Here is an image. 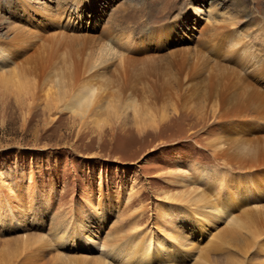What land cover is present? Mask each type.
<instances>
[{
    "label": "rangeland",
    "instance_id": "rangeland-1",
    "mask_svg": "<svg viewBox=\"0 0 264 264\" xmlns=\"http://www.w3.org/2000/svg\"><path fill=\"white\" fill-rule=\"evenodd\" d=\"M11 1L8 6L7 0H0L1 47L16 50H0V60L5 61L0 79L11 81L5 87L0 84V264H132L131 250L116 253L128 248L123 245L128 238L132 244L141 238L146 247L135 258L141 264H237L235 255L240 258L247 250L242 264L254 261V244L264 243V181L258 182L262 190L251 185L252 198L241 193L238 205L231 203L237 198L232 190L221 191L224 199L234 197L228 199L225 214L210 215L207 206L216 204L210 198L201 214L192 215L190 224L197 228L185 229L178 247L182 255L165 259L163 251L174 250V241L167 244L166 236L174 218L183 230V209L189 207L185 203L191 201L188 209H193L201 194L210 197L203 184H212L208 188L217 193L218 179L233 182L264 169L263 162L255 171L242 169L240 164L248 161L235 151L237 140L244 138L241 126L249 118L255 125L245 146L264 150V106L259 114L240 112L233 119L242 121L240 126L229 130L225 111L213 100L218 91L223 104L251 96V89L238 82L242 77L264 96V70L259 73L263 80L252 79L253 69L235 50H226L232 31L247 41V50L264 59V16L257 5L260 1L263 9L264 1L242 0L251 24L229 26L228 31L221 28L227 27L237 0L216 7L202 5V0ZM169 26L185 37L176 38L167 53L166 44L161 45L165 54L135 58L175 52L174 70L155 63L154 68L165 70L152 71L139 64L129 67L124 80L109 68L94 73L100 53L107 59V54L121 50L115 42L119 35L135 41L153 29L169 32ZM108 28L113 39H101ZM203 28L207 31L200 34ZM91 63L96 68L90 69ZM181 70L192 78L184 76L179 90L172 76ZM91 92L96 101L78 111L74 95ZM169 204L179 209L177 216L163 220L158 214ZM56 220L64 227L58 233L51 231ZM76 220L91 230L101 223L98 236L88 237L85 228L75 240L62 241L68 229H80ZM107 235L117 244L112 250L102 244ZM40 237L46 240L42 250Z\"/></svg>",
    "mask_w": 264,
    "mask_h": 264
},
{
    "label": "bare ground",
    "instance_id": "bare-ground-1",
    "mask_svg": "<svg viewBox=\"0 0 264 264\" xmlns=\"http://www.w3.org/2000/svg\"><path fill=\"white\" fill-rule=\"evenodd\" d=\"M224 0H202V2H200L202 5H206L208 4L209 7L211 6H219L220 4L223 3ZM264 1V0H263ZM8 2V6H12V1L11 0H7ZM259 3H257L258 5V9L259 11H261V14L263 13V16H264V7L262 9V6L263 4L260 3V1H258ZM242 0H237V2H233L232 5L234 6V9H232L231 13L228 15L230 17L229 21H226V25L227 27L224 25L222 26V31H228V27L229 26H232L235 27V26H239V27H246L248 26L249 24H251V19H249V16L248 14H246V11L245 9L240 5L242 4ZM231 5V4H228V6ZM75 7V6H74ZM233 8V7H231ZM76 9V8H75ZM257 9V8H256ZM232 15V16H230ZM263 20V24H264V18L262 19ZM253 21V20H252ZM178 22V21H176ZM171 28V26H169V29ZM183 28V27H182ZM176 29V28H175ZM231 29V28H230ZM229 29V30H230ZM260 29V28H259ZM188 30V29H187ZM186 30V32H187ZM206 29H202V31L200 32V34H202ZM219 30V29H218ZM167 31V29H166ZM165 29L164 31L162 32L161 30H158L157 29H153L151 31H149L148 34H146V36L144 38H140L138 40H135V41H132L128 35L126 34H121L115 39V42H116V45L117 47H120V51L117 50V53H110V54H107L108 55V58L105 59V57H103L101 55V51L102 49L99 48V53H100V57L99 58H96L94 59L95 62L96 61H99V64H98V67H94V65H92L91 63V67L90 69H93V68H96L94 70V73L97 74V72H103V71H106L108 68L111 69L112 71L114 70L115 72L117 71L119 77L124 80V79H127L126 77L129 75L127 74V72L129 71V67L131 68V66H138L139 64H141L140 66L145 65H149L151 66L152 68H150V70L152 71H155V70H165V67H159L158 69L157 68H154V64H164L166 67H171L173 70L175 69V65H176V58H172V56L175 54V52H170L168 53L167 55H164L160 58H156V57H148V59H144V60H136L138 55H142V54H148L149 56H159L161 54H165V53H162V51L164 50V48H161V45H164L166 44V50H164L166 53L169 52L171 49L170 47H173V41L176 39V38H181V37H185L183 33H176L174 28H171L169 32H166ZM207 31V30H206ZM205 31V32H206ZM230 32V36L228 37V39L226 40V50L229 51V49H232L235 50L237 52V54H239L241 56L242 59H244V62L245 63L244 65L247 67V68H252L253 71L249 74L251 76L252 79L254 78H257L258 80L262 79V75H260L259 73H262L263 72H260L261 70H264V59L263 58H259L258 53L256 52H251V50H247V41H243L242 38H239L237 37L234 32V34H232V31H229ZM173 35L172 37L169 38V36ZM188 34V32H187ZM117 35V34H116ZM101 39L102 38H109V37H112L110 39H113V36H112V31L110 30V28H108L106 31L102 32L101 35L99 36ZM201 37V36H200ZM219 38H221L222 36H218ZM211 38V37H210ZM209 38V40H210ZM217 38V37H216ZM219 38H217L216 40L214 41H219ZM208 39V38H207ZM214 38H212L211 40H213ZM20 40V39H19ZM171 40V42H169ZM205 41V40H204ZM212 41V44L213 42ZM19 42V41H18ZM26 42V41H25ZM134 42H136L137 44H134ZM3 42H0V50L2 51V54H6V52L8 53H11L13 51H16V50H13L11 49L10 47H8L6 50L5 48L1 47V44ZM100 44V43H98ZM202 44V43H201ZM205 44V45H204ZM203 47L206 46V43L204 42ZM14 45V44H13ZM16 45V44H15ZM129 45V46H128ZM211 45V44H210ZM214 45V44H213ZM132 46V47H131ZM215 46H216V43H215ZM213 46V47H215ZM6 47V46H4ZM98 47H101V46H98ZM213 47L211 46V50L213 49ZM218 47V46H217ZM216 48V47H215ZM167 49H170L169 51H167ZM203 49V48H202ZM218 49V48H217ZM216 49V50H217ZM208 50V49H207ZM204 51V50H203ZM201 50V52H203ZM248 51V52H247ZM210 52V51H209ZM194 54H199L198 51L195 53L194 51ZM166 56V58H165ZM197 56V55H196ZM249 56H251L253 59H250ZM198 59V58H197ZM245 59H248V60H245ZM93 61V63H95ZM197 63V62H196ZM257 64V67H260L259 69H257V67H255V65ZM5 66V61L2 59L0 60V69L2 70V68ZM195 67V66H194ZM138 68V67H137ZM142 72L146 71L148 72L149 69H147L146 67H140ZM139 68V69H140ZM108 69V71H109ZM144 69H147V70H144ZM194 69V68H193ZM111 71V73H112ZM191 71V70H190ZM195 71V69H194ZM107 72V71H106ZM229 72H232L230 70H228L227 73ZM104 73V72H103ZM102 73V74H103ZM129 73V72H128ZM131 73V72H130ZM156 73V72H155ZM190 74V76L188 78H190L192 76V74L190 72H188ZM225 74L223 76H221V79H218V80H223L225 77H227L228 74ZM127 75L125 78L124 76L122 75ZM189 74H184L183 71L181 70L180 72H178L176 75L173 73V79L175 81V84L174 86L180 90V84L183 82L181 81V79L184 78V76H187ZM230 74V73H229ZM101 75V74H100ZM183 75V77H182ZM157 76V75H156ZM254 76V77H253ZM158 77V76H157ZM171 77V78H172ZM15 78V76H14ZM187 78V77H186ZM192 78V77H191ZM191 78L189 79V81L191 80ZM194 78V77H193ZM17 80V79H16ZM185 80V79H183ZM248 80V79H247ZM250 80V79H249ZM263 80V79H262ZM171 81V80H170ZM188 82V80H186ZM193 81V79H192ZM245 78H241V79H238V82L240 84H244L247 88H250L251 90V96H249L248 98L244 99L241 95L238 96V100H240L238 102V104H236L234 101H228L226 104H223L222 100H221V95H220V92L218 91V95L213 99L214 101H216L215 103L218 102V104L216 105V107L218 108L219 111H225V114L223 116H225V118L223 120H226L225 123H228L230 122L231 124L228 125V129L229 130H233L235 128H237L236 126H240V123L242 121L238 120H233L235 118H237L240 114V112H244V111H255L256 114H259L261 113L264 108V96L262 94H259V91H253V85L251 84L250 82L246 81ZM57 82V81H56ZM9 83H11V81H8V80H2L0 79V84L3 85L4 87L6 85H8ZM170 83V82H169ZM254 84V83H253ZM17 86H19L18 82L16 83ZM63 86V85H62ZM169 86V85H168ZM22 87H20V90H21ZM161 88V87H160ZM177 89H174L175 91ZM162 91V90H161ZM164 91V90H163ZM168 91H171V88L170 90L168 89ZM155 92V91H154ZM64 93V92H63ZM172 93V92H170ZM175 93V92H174ZM61 94V93H60ZM76 99L75 102H80V103H77V107L76 109L79 111V110H82V107H87L90 103H94V101H96V96L93 97V94L92 92L91 93H87L86 95H74ZM73 96V97H74ZM73 103V102H72ZM236 104V105H234ZM75 105V106H76ZM261 111H259L260 109H262ZM117 110V109H115ZM239 111V112H238ZM82 112V111H80ZM238 112V114H236ZM240 117V116H239ZM245 119V118H244ZM250 120L246 123V124H242V128H244V130L241 132L244 134V138L242 139H239L237 140V146L239 147L238 150L236 149L235 151L238 153V156H241L244 160H247L248 163L247 164H240L239 167H241L242 169H245V170H248V171H255L253 170V168H257L259 165H257L258 163L260 162H263L264 163V150L260 151L259 150L256 152V151H252L250 150V146L249 148H246V144L247 143H244V139L247 138V133L252 131V129L254 128V118H249ZM220 120V119H219ZM233 121V122H232ZM240 122V123H238ZM230 127V128H229ZM228 129H224L223 132H227ZM240 129V128H239ZM249 129V130H248ZM248 130V131H246ZM252 142V140H251ZM250 145V144H249ZM253 146V145H252ZM231 148V147H230ZM256 148V147H255ZM258 148V147H257ZM235 149V147H234ZM256 150V149H255ZM259 173L257 174H254L252 175L251 172H248L245 174V176H242L241 178H237L235 179L233 182L232 181H229V180H226V179H218V188H219V192L216 193V191H214L212 188H208L210 185L212 184H203V186H205V189L208 190V194H210L209 196L210 197H207L204 193L201 194L196 200L198 202L199 205H197V202L194 203L195 206H193V209H188L191 205L190 203H192L191 201H187L185 203V205H187L186 207H188V204H189V207L188 208H185L183 209L184 211V214L182 216L183 220H181L184 228L183 230L181 231V227L177 226L178 224V221L176 218L172 219V221H170V225H171V230H170V233H168V235L166 236V240L169 242L167 244H172V241H174L175 243V246H173V253L175 255H172V252L170 251L171 248H167V251H166V247H165V250L163 252L166 253L165 255V259H167V257H170L172 256V258L176 257V255L178 256L179 252L178 251V247L181 246L182 242H183V239L182 237L185 235L186 233V227H191L192 229L195 230V227L197 228L196 225L192 226L190 224V220L192 218V215L194 214H199L200 213V210H204L206 208V204L209 203V200L210 198H213L216 202V204H209L207 206L208 208V212L210 213V215L215 212H220L222 211L223 214L225 213H228V207L230 206L228 203V199L230 201H232V199L234 198H222V195H221V191H223L224 189L227 190V194L228 193V190H232L236 195H237V198L240 199L239 201L237 200V198H234V202H231L233 205L236 204L238 205L239 203H241V193L242 194H245V197H249L252 198V190H251V185L253 184L256 185V188L257 190L261 189L262 188L260 187V184L258 183L260 181V183L262 181H264V169H262V167H260V170H258ZM208 175H202V180L201 182L205 183L206 180L208 179L207 177ZM210 177V176H209ZM212 177V176H211ZM213 179H215L213 177ZM216 180V179H215ZM214 183V182H213ZM216 183V182H215ZM263 187V186H262ZM264 190V188H263ZM207 194V193H206ZM261 194V193H259ZM262 195V194H261ZM181 197V196H180ZM179 196H172V198H174L173 200H184V198H180ZM203 197L206 199H204V201L202 202L200 199ZM171 198V199H172ZM243 198V197H242ZM131 199V197H130ZM206 200V202H205ZM212 200V199H211ZM129 201V200H128ZM246 201V200H245ZM244 201V202H245ZM243 202V201H242ZM248 203V202H247ZM243 204V203H242ZM167 209H165V212L161 211V214L158 216L163 219V220H167L169 217L171 216H177V213H178V210L176 207L172 206L171 204L167 205ZM246 205L242 206V207H245ZM230 208V207H229ZM242 209V208H241ZM232 210V209H231ZM160 211V210H159ZM214 211V212H213ZM227 211V212H226ZM182 212V211H181ZM244 213V209L240 210V216ZM201 214V213H200ZM246 215V214H245ZM172 218V217H171ZM179 219V218H178ZM194 219V217H193ZM192 219V220H193ZM161 221V220H160ZM76 222H78L77 224H81L80 226V229H75V230H70L68 229L69 231V234L68 236L67 235H64V240L62 241H66L67 239H70V240H75L76 238H74L75 234H78L79 235V232L78 231H83L87 226H84L82 225V222H80L79 220H76ZM196 224V223H195ZM61 225V221L60 220H56V223L51 226V231L55 232V233H58V232H61L63 229H61L60 226ZM101 223L100 224H97L96 225V228H99L101 229ZM200 228H202V230L205 228V225H201L199 226ZM96 228H93V230H91L90 228H86V232L89 236H95L97 237L98 236V230H96ZM95 230V231H94ZM199 231V229H198ZM135 237V236H133ZM140 238V236H139ZM141 239V238H140ZM140 239H137L136 243L135 244H132L133 241H130L131 238L128 240L129 241H125L126 243L123 244V245H128V248L126 249H123L122 252H120L118 249V251L116 252L117 254H120L122 253L123 255V252H129L130 250L132 251L131 253H128L129 256H131V258L133 259V263L132 264H141L142 261L141 260H136L135 258L139 256V254L142 252L143 248L145 250L146 247L143 246L142 243H140ZM39 240V250H42L43 249V246H44V242H46V240H44V237H40ZM114 240L112 239V237H109L108 235L105 236L103 238V246L107 247V248H110V250L113 249V245L115 247V245L117 244H112L111 241ZM127 240V239H126ZM123 241V240H122ZM115 243V242H114ZM117 243V242H116ZM124 243V241H123ZM82 244H85L84 242ZM107 244V245H106ZM142 244V245H141ZM131 246V248H130ZM250 247V246H249ZM249 247H246L247 249ZM148 248V247H147ZM253 249L257 250V256L256 258L254 259V261L252 260L250 264H264V243H261V244H254L253 246ZM122 250V249H121ZM143 250V251H144ZM147 250V249H146ZM248 251V250H247ZM247 251L243 252L242 253V256L240 258H238V255H235V257L238 259V263L237 264H242L245 260H246V255H247ZM171 252V253H170ZM115 253V254H116ZM178 253V254H177ZM126 254V253H125ZM145 253H143L142 255H144ZM155 254H159L160 255V252L159 250H156L155 249ZM232 254V253H231ZM141 255V254H140ZM162 256L163 253L161 254ZM179 255H182V254H179ZM233 255V254H232ZM155 256V255H154ZM116 257V256H115ZM118 257V255H117ZM121 257V256H120ZM139 258V257H138ZM171 258V257H170ZM182 258V256L180 257ZM97 259V258H96ZM146 259V258H145ZM148 259H150L148 257ZM147 259V260H148ZM204 259V258H203ZM209 259V258H208ZM207 259V260H208ZM88 260V259H87ZM94 260V259H93ZM92 260V261H93ZM123 260V259H122ZM143 260V258H142ZM158 260V259H157ZM240 260V262H239ZM96 261V260H95ZM98 261V260H97ZM168 261V260H167ZM174 261V260H173ZM171 261V262H173ZM85 262H86V259H85ZM91 262V261H89ZM141 262V263H140ZM145 262H149V261H145ZM93 263V262H91ZM129 263V261H128ZM127 263V264H128ZM172 264V263H171Z\"/></svg>",
    "mask_w": 264,
    "mask_h": 264
}]
</instances>
